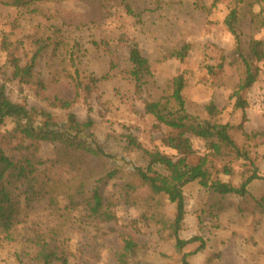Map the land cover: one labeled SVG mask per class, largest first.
<instances>
[{"label":"rangeland","instance_id":"1","mask_svg":"<svg viewBox=\"0 0 264 264\" xmlns=\"http://www.w3.org/2000/svg\"><path fill=\"white\" fill-rule=\"evenodd\" d=\"M125 3L140 17L128 15ZM235 7L240 50L247 53L252 40L263 45L256 59L257 80L240 93L246 103L244 111L235 106L233 95L243 77L237 41L223 24ZM36 39L50 43L34 71L44 90L14 81L8 65L6 47L26 62ZM92 42L107 44L117 69L110 71V57ZM133 43L152 72L140 91L129 75L128 52ZM75 44L82 77L98 79L109 74L96 85L90 103L92 133L110 158L91 165L94 170H119L97 186L104 209L115 220L104 223L88 216L84 204L72 195L74 174L58 162L55 145L42 144L38 177L44 197L27 203L20 192L15 193L17 223L10 237L0 233V264H38L36 240L56 249L65 264H120L124 236H131L138 246L132 264H182L183 254H189V264H264V216L250 199L220 196L210 188L216 179L238 188L254 170L264 177V0H244L240 5L235 0H43L28 7L0 6V86L14 103L43 110L59 120L71 112L84 121V95L78 94L64 72L72 66L64 61V51ZM186 45L189 51L183 60L168 59ZM180 75L185 79L187 114L201 122L228 125L240 153L221 145V153L215 155L210 141L190 137L194 154L188 163L195 166L206 157L210 177L207 187L197 180L182 188L185 216L178 236L182 240L198 237L201 242L177 253L168 228L176 205L164 196L152 197L137 181L134 167L144 165L141 152L128 149L125 140L131 135L143 149L176 156L162 144L169 130L157 126L144 106L169 95L173 79ZM54 99L70 102V109L53 106ZM210 102L218 111L215 118L205 111ZM13 127L6 119L0 133L5 135ZM224 168L230 175L224 174ZM248 192L264 199V181L252 182ZM201 244L203 249L198 250Z\"/></svg>","mask_w":264,"mask_h":264},{"label":"trees","instance_id":"2","mask_svg":"<svg viewBox=\"0 0 264 264\" xmlns=\"http://www.w3.org/2000/svg\"><path fill=\"white\" fill-rule=\"evenodd\" d=\"M43 0H0V6L5 7H28ZM244 0H235L237 5ZM214 6V4H213ZM128 15L140 17L134 14L130 5L124 4ZM34 10V9H33ZM239 22V11L237 7L232 9L224 20L226 29L235 37L237 50L243 68V77L239 82L233 95L236 98L235 106L245 110L246 103L241 100L240 93L250 88L257 80L259 67L256 59L261 52L263 45L261 41L252 40L249 43L247 53L240 50V41L237 36V23ZM35 48L30 59L23 62L16 55L13 49L6 47L8 51V65L11 77L22 85L35 84L44 90V84L35 79V68L37 61L43 52L50 47L48 39H36ZM92 45L101 49L110 57V71L118 68L113 54L104 42H92ZM78 44L68 47L64 51V61H69L71 68L64 70L68 80L73 84L74 89L84 95L87 116L84 121L78 120L75 114L68 113L62 120L54 115L40 109L28 108L19 103L12 102L6 95L5 88L0 86V125L6 119H10L14 127L9 133H0V233L10 237L12 230L17 223L18 204L15 200V193L20 192L27 203L39 200L44 197L40 186L39 167L43 165L38 154L42 144L55 145V152L58 162L67 166L74 174L72 195L84 204L88 216L98 222H112L115 216L104 209L101 195L97 189L98 183L104 179H112L118 174V169L101 168L94 170L92 161L103 163L110 156L103 147L98 144L93 133L94 120L91 117L93 112L90 98L96 85L101 80H106L109 74L96 79L93 76L82 77L80 74V63ZM55 52V49L53 50ZM189 51V46H184L180 51L173 52L168 59L176 58L183 60ZM128 61L131 66L130 78L135 82L136 91H140L146 84L147 79L152 76L149 61L141 54L138 46L132 44L129 47ZM183 75L173 79L171 93L161 96L157 100L145 103L144 109L157 122V126L164 127L169 132L163 137L162 144L176 153L170 157L157 150L148 151L131 136H126V146L130 150L140 151L143 166L134 167V176L144 186L152 197H166L170 203L176 205L175 219L168 226L172 237L175 239L174 249L177 253L195 242H201L200 238L193 237L189 240H182L178 236L185 216V203L182 193L183 186L199 181L202 186L207 187L210 174L206 157L200 159L195 166L188 163V158L194 154L190 137H197L210 141L212 152L221 153V145H225L237 154L240 150L230 137L228 125H217L209 122H201L197 118L187 114L183 91L185 79ZM53 106L62 110H69L71 103L64 100L54 99ZM205 111L210 117L218 114L213 102H210ZM246 119L245 114L242 122ZM243 123L238 126H241ZM247 159L248 156L246 155ZM224 174L230 175L227 168L223 169ZM254 181H264L256 170L252 171L238 188L229 183L215 180L210 183L213 192L220 196L236 195L251 200L253 207L264 216V199H255L249 195L248 186ZM92 187V188H90ZM90 188V190H89ZM129 188L132 189L131 186ZM144 220L148 219L142 215ZM163 226L168 223L162 221ZM39 251L37 254L38 264H57L65 259L59 256L56 249L49 248L45 241H35ZM137 244L131 236L122 238L121 250L118 254L120 264H132L137 251ZM203 249V244L198 250ZM197 252V251H195ZM189 254L182 255V264H189Z\"/></svg>","mask_w":264,"mask_h":264}]
</instances>
